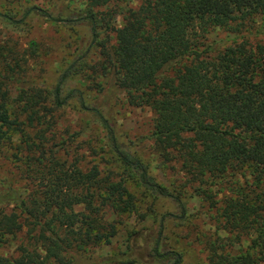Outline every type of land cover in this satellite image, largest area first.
<instances>
[{
  "label": "trees",
  "instance_id": "1",
  "mask_svg": "<svg viewBox=\"0 0 264 264\" xmlns=\"http://www.w3.org/2000/svg\"><path fill=\"white\" fill-rule=\"evenodd\" d=\"M84 1L67 16L38 6L19 18L0 12L11 24L37 13L89 28L50 86L32 74L34 42L0 40V151L37 182L26 194L0 193V248L15 240L17 249L16 258L0 250V264H192L164 238L167 221L188 217L187 190L213 211L220 231L205 236V264H264V42L250 36L264 0ZM216 29L228 38L210 41ZM74 78L85 89L68 86ZM119 95L152 111L153 150L182 182L164 184L119 140L109 106ZM74 100L99 124L120 171L86 165L76 150L68 158L71 144L55 128L57 112ZM140 198L151 213L157 199L175 206L158 217L155 236L121 220L143 207ZM121 226L123 250L100 260L84 254L110 246Z\"/></svg>",
  "mask_w": 264,
  "mask_h": 264
},
{
  "label": "rangeland",
  "instance_id": "2",
  "mask_svg": "<svg viewBox=\"0 0 264 264\" xmlns=\"http://www.w3.org/2000/svg\"><path fill=\"white\" fill-rule=\"evenodd\" d=\"M141 0H115L117 6H138ZM28 6L46 8L54 14L61 13L67 16L71 10H79L86 6L84 0H0V12H8L22 16ZM121 23V17H117L116 25ZM251 37L264 42V17H258L251 29ZM228 32L216 29L208 36L209 40L224 41L228 38ZM10 39L18 42L22 48H27L30 42L35 43L37 48V62L33 67L32 74L35 81L41 86H50L57 79L63 67L71 60L74 48L83 39V43L89 40V28L87 24H76L67 26L64 23L51 22L37 13L31 15L22 23L11 24L0 19V40ZM70 87H79V78L69 80ZM91 95L89 97V100ZM109 106L112 110V117L118 130V138L121 142L130 146L133 153L138 155L156 178L164 184L170 185L180 183L181 174L177 167H168L160 162L154 152L152 141L149 138L152 132L153 113L148 107H135L129 105L123 96L113 97ZM109 109V108H108ZM57 118L56 132L58 136L66 139L70 145L68 158H72V152L77 151L86 165L98 164L105 173L118 172L121 170L113 153L108 149L103 138V132L96 121H93L89 113L81 111L76 100L72 101L59 112ZM68 128V129H66ZM7 151H0V193L14 188L26 194L35 188L37 182L27 176L25 167L19 162L8 157ZM65 156V155H64ZM172 186V185H171ZM133 187V185H132ZM141 199V198H140ZM183 199L187 203L188 217L184 222L170 219L166 223L164 238L167 246L179 251L186 262L192 264H205L207 251L203 241L205 236L215 237L217 231L215 219L211 217L213 211L198 197L191 195V190L185 191ZM143 207L139 211L125 213L121 220L129 228H137L143 234L155 236L158 231V217L166 211L176 212L171 201L157 199L154 203V213L147 211L150 201L142 198ZM1 206V205H0ZM11 204L6 206L9 209ZM105 218L113 220L115 215L105 211ZM125 227L121 226L118 235L112 239L110 246L95 247L87 250L84 254L101 259L103 256H110L116 251L123 250L126 242ZM142 242V241H141ZM1 252L12 258H16V241L11 240L0 248ZM82 262V261H81ZM88 264V263H86ZM103 264H111L110 262Z\"/></svg>",
  "mask_w": 264,
  "mask_h": 264
}]
</instances>
